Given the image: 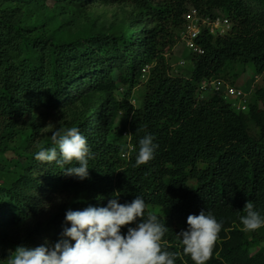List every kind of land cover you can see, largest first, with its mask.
I'll return each mask as SVG.
<instances>
[{
    "label": "trees",
    "instance_id": "obj_1",
    "mask_svg": "<svg viewBox=\"0 0 264 264\" xmlns=\"http://www.w3.org/2000/svg\"><path fill=\"white\" fill-rule=\"evenodd\" d=\"M9 1L22 0H0V153L29 131L27 115L41 106L77 100L85 112L64 127L80 129L94 159L90 178L66 176L55 162L34 159L36 145L52 147L51 138L41 142L37 132H28L25 162L13 181L0 187L5 206L0 207V226L34 222L21 227L23 234L0 235V263L8 261V249L56 243L67 210L106 206L119 192L120 203L143 196L146 213L149 206L166 209L165 215H156L169 228L162 245L178 253L176 264H194L177 234L188 228L189 215L202 210L223 221L206 264H264V227L245 231L239 220L248 201L264 214V0H102L129 2L138 9L128 30L65 42L33 35L17 23L14 9L4 6ZM190 7L203 15L224 14L232 27L225 35L202 31L197 42L205 52L192 53L189 75H172L167 49L175 43L174 29L186 25ZM238 63H251L259 75L244 112L220 92L202 88L206 79L235 84L230 70ZM147 65L146 94L142 106L135 107L129 99ZM118 83L128 86L122 101L112 93ZM120 111L128 116L125 126L117 124ZM251 122L256 135L250 133ZM146 134L159 147L154 159L137 167L139 140ZM129 145L133 149L125 157ZM5 166L0 160V169ZM59 194L66 195L64 201L46 221L39 220ZM128 227L135 223L122 227V233Z\"/></svg>",
    "mask_w": 264,
    "mask_h": 264
},
{
    "label": "clouds",
    "instance_id": "obj_2",
    "mask_svg": "<svg viewBox=\"0 0 264 264\" xmlns=\"http://www.w3.org/2000/svg\"><path fill=\"white\" fill-rule=\"evenodd\" d=\"M154 140L151 134L139 140L137 167L154 159L159 147ZM51 143L53 146L48 148L37 144L34 159L43 163L55 162L65 169L63 174L66 176L81 181L90 178L89 162L94 159V154L77 126L57 128L51 133ZM119 196V192L114 193L106 206L67 210L66 226L56 243L45 240L44 244L32 248L17 246L8 258V264H176L178 253L162 245V238L169 228L158 215L146 213L143 196L137 195L128 203H120ZM243 211L246 214L239 217L243 230L255 231L264 227V214L253 202H246ZM138 218L140 222L136 223ZM133 223L135 227H128L127 232L122 233V227ZM187 225L186 230L177 234L183 252L194 264H206L223 221L202 210L199 215H189Z\"/></svg>",
    "mask_w": 264,
    "mask_h": 264
},
{
    "label": "rangeland",
    "instance_id": "obj_3",
    "mask_svg": "<svg viewBox=\"0 0 264 264\" xmlns=\"http://www.w3.org/2000/svg\"><path fill=\"white\" fill-rule=\"evenodd\" d=\"M4 6L13 8L17 23L23 27H28L33 35L49 37L55 42L71 41L78 37L98 33L119 35L121 32L128 30L132 19L139 13L138 9L129 2L111 3L102 0H84L82 2L78 0H22L9 1ZM221 16L226 18L224 14ZM183 30L184 27L174 29L175 43L167 49L166 53L172 75H189L192 65L193 54L183 38ZM182 61L184 63L180 65ZM148 74L149 69L146 71L142 69L140 83L132 89L129 101L135 107H140L143 104ZM237 74L238 76H236ZM230 76L236 85L248 92L252 101L254 98L252 89L259 78L253 65L251 63H238L231 68ZM127 89V85L118 83L112 90L114 98L118 101L124 100ZM73 90L76 92L75 89ZM208 92L202 91V94L206 95ZM99 96L101 95L94 98L95 101H98ZM80 103L77 100H61L56 108L39 107L26 117V124L29 126L28 132H37V140L46 141L51 138V133L54 130L66 126L72 119L85 112V106ZM127 121V114L120 111L117 116V124L125 126ZM249 129L252 135L258 134V129L253 122L250 123ZM28 132L20 134L9 144L8 151L0 153V160L6 163V169H0V187L8 186L13 181L15 172L25 162L24 156L28 151V141L26 139ZM65 196L62 194L55 195L54 205L48 206L47 213L39 220L46 221L50 213L52 214L56 209L54 206L62 203ZM0 207H5L2 199H0ZM5 209L9 212L8 207ZM149 209L155 214H166L164 207L149 206ZM33 222L28 220L24 225H33ZM23 226L17 228L0 226V235L23 234L21 228ZM13 252L12 249L7 251L9 255ZM0 264H8V261Z\"/></svg>",
    "mask_w": 264,
    "mask_h": 264
},
{
    "label": "built area",
    "instance_id": "obj_4",
    "mask_svg": "<svg viewBox=\"0 0 264 264\" xmlns=\"http://www.w3.org/2000/svg\"><path fill=\"white\" fill-rule=\"evenodd\" d=\"M187 20L182 35L188 48L195 55H200L205 52L202 45L197 42L202 31H208L212 35H225L232 27V23L228 18L222 17L221 15H203L194 7L189 8ZM183 63L184 61L180 65ZM149 68V65H147L143 70L146 71ZM202 88L220 92L224 99L230 102L237 111L244 112L248 110L250 102L248 92L228 80L222 78L206 79L202 83ZM125 135L128 136V132H125ZM132 149L133 146L129 145V150L123 156L127 157Z\"/></svg>",
    "mask_w": 264,
    "mask_h": 264
}]
</instances>
